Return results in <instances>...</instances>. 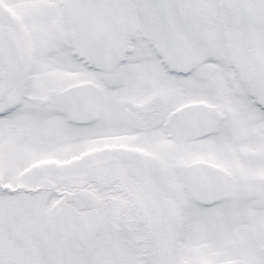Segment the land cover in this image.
Masks as SVG:
<instances>
[{
  "label": "snow or ice",
  "instance_id": "obj_1",
  "mask_svg": "<svg viewBox=\"0 0 264 264\" xmlns=\"http://www.w3.org/2000/svg\"><path fill=\"white\" fill-rule=\"evenodd\" d=\"M0 264H264V0H0Z\"/></svg>",
  "mask_w": 264,
  "mask_h": 264
}]
</instances>
